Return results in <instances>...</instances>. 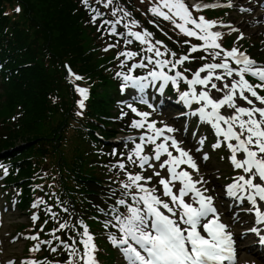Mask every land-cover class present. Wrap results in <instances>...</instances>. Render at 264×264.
<instances>
[{
  "label": "snow or ice",
  "instance_id": "snow-or-ice-1",
  "mask_svg": "<svg viewBox=\"0 0 264 264\" xmlns=\"http://www.w3.org/2000/svg\"><path fill=\"white\" fill-rule=\"evenodd\" d=\"M81 3L89 11L90 23L96 24L98 19H103L104 13L94 7L91 0H81ZM96 3L108 8L113 5L114 0H96ZM150 3L148 11L152 15L169 21L174 29L179 30L185 37L195 38L201 43L192 44L190 40H185L184 43L189 45V51L187 54L178 56L176 52L169 50L163 41L153 42L149 39L152 33L147 30L133 31L134 27L139 26L138 21L132 20L130 25L124 24L127 32L120 33L116 26L131 13L123 8L115 7L111 15L116 17L119 12L122 16L116 20L103 19L98 31L109 26L108 34L120 36L126 44L130 45L138 41L147 46L142 49V52L152 53V55L144 56L140 62L133 64L129 68V73L137 68H148L149 65L159 69L151 70L145 76L118 73L117 75L121 76L124 82L122 91L132 88L144 93L150 86L155 87L156 83L160 82L158 90L162 92L169 83L177 90L181 81L186 83L189 90L181 93L180 99L188 106L193 103L201 105L192 114L198 115L202 122L211 125L214 129L218 139L212 145L213 149L226 147L230 153L229 160L233 169L242 170L244 173L234 177V182L226 186L227 195L240 202L247 200L251 204L247 211L254 212L255 223L264 225V210H262L264 205L260 203L264 202V107H257L252 99L255 98L260 105H264V96L257 92V89L264 90V65L258 64L238 47L224 49L220 43L224 34L219 30H213L227 27L231 32H238V43L245 38L238 28L206 19L204 15H194L209 8H232L235 6L233 0H227L226 4L220 3L219 0L214 3H203V0H150ZM239 10L251 11L250 8L244 7H240ZM16 11L19 12L20 9L17 8ZM117 44H111L109 47L114 48ZM107 50L106 48L105 51ZM200 51L207 55L199 59L207 60L211 56L213 61L218 59L220 62L203 64L189 79L184 72L177 70L178 66L196 59L192 54ZM121 56L126 58L121 63L123 67L127 60L141 56V52L122 51L118 54V58ZM233 64L236 67H233ZM165 68L174 74L169 75L164 71ZM68 71L75 80L83 79L72 73L70 68ZM184 71L187 72L190 69ZM246 74L256 77L260 83L251 84L245 78ZM197 86H201L199 91ZM213 90L221 93V96L214 97ZM76 91L82 97L78 104L83 109L85 100L88 98V89L77 87ZM140 99L147 103L143 96ZM238 100L244 101L250 107L238 104ZM148 106L153 107L150 104ZM127 107L136 116L143 118L134 120L131 126L137 129L146 128L147 131L139 137L141 142L135 143L134 151L127 156L128 162L141 171L134 174L127 171L125 163L121 162L117 165L120 170L125 171L126 181L121 182L124 198L117 200L116 205L127 207L129 214L125 216L118 207H112L114 221L105 222V227L110 225L118 228L121 236L118 238L116 235H110L111 243L121 249L128 264H225V261L235 264L236 241L230 226L221 221V213L214 203V197L206 194L208 189L204 185L208 181L200 175L199 165L191 150L182 147L183 142L178 141L175 136L166 135V133L176 132L177 129L166 124L158 128L157 122L149 121L150 112L138 111L131 104ZM221 109H230L232 112L222 113ZM80 114L82 113H78ZM205 139L198 140L201 147H198L196 151L202 150ZM147 145L154 146L151 154L145 152ZM162 157L166 158L162 159ZM202 159L204 161L209 159L207 153L203 154ZM149 169L152 170V174L146 176L144 173ZM164 171H167V176L162 175ZM4 175H7V168H4ZM153 177L158 178L159 189L155 186L149 187ZM186 197H190L191 202L186 201ZM129 199L132 201L131 204ZM37 206L38 204L33 205V207ZM48 211L51 212V208ZM63 211L67 212L68 209L64 208ZM52 216L53 219L56 218L55 213ZM32 219L35 221L39 217L34 215ZM78 223L82 227V231L78 232L81 237L79 243L83 246V254L79 255V259L83 264H98L95 257L97 251L95 238L83 221ZM69 228L75 231L77 225L68 222L59 223V227L54 229L51 235L60 241L71 257H75L79 253V249L75 247L76 239L70 237L72 244H68L56 236V232ZM249 231L256 233L261 243H264L261 229L253 227ZM29 238L39 240V235ZM40 243L51 245L52 241ZM58 247L59 245L52 247L51 251L56 252ZM39 250L40 244H37L30 251ZM22 264H38V262L33 260L22 262ZM67 264H72V260L67 261Z\"/></svg>",
  "mask_w": 264,
  "mask_h": 264
},
{
  "label": "trees",
  "instance_id": "trees-1",
  "mask_svg": "<svg viewBox=\"0 0 264 264\" xmlns=\"http://www.w3.org/2000/svg\"><path fill=\"white\" fill-rule=\"evenodd\" d=\"M15 4L22 7L21 13L4 16L3 12ZM83 19L85 14L74 0H0V46L3 57L10 58L9 69L17 72L8 82L3 81L0 91V135L6 136L0 138V144L6 155L55 156L66 181L91 197L101 181L88 167L87 159L91 161L93 155L85 154L84 134L71 126L72 95L65 83L63 63L69 62L98 81L89 104V119L100 123L103 116H110L118 97L104 66L109 58L100 56L94 32L83 26ZM15 114L23 116L17 125L9 120ZM92 123L87 127L98 129ZM112 129L103 134L112 138ZM65 146L75 148L73 155ZM24 162L26 168L20 177L31 175L33 164Z\"/></svg>",
  "mask_w": 264,
  "mask_h": 264
},
{
  "label": "rangeland",
  "instance_id": "rangeland-1",
  "mask_svg": "<svg viewBox=\"0 0 264 264\" xmlns=\"http://www.w3.org/2000/svg\"><path fill=\"white\" fill-rule=\"evenodd\" d=\"M133 1H134V5L136 6L137 9L139 8L140 10L144 11L147 8L144 1L143 2H141V0H133ZM254 21L250 20V19L240 21V25L242 26L247 37L250 38L249 40L251 41V43H256L262 38V36H260L262 29L260 27L254 26V25L251 26V22L253 23ZM248 23H250V24H248ZM254 28H256V29H254ZM251 52H253V51H251ZM0 88H1V84H0ZM209 167L212 170H217V169H221L222 165L220 163H218L216 160H212V162L209 164ZM23 220L24 219H20V221H23ZM14 229H15V227L8 225L5 228V232H10V231H13ZM20 249L21 248H20L19 244H16L14 246H7V251H6L7 257H11V256L20 257L21 256V252L19 251ZM243 257L244 258L251 257L250 252H246V250H245V253H243ZM111 258H113L112 255H111Z\"/></svg>",
  "mask_w": 264,
  "mask_h": 264
},
{
  "label": "bare ground",
  "instance_id": "bare-ground-1",
  "mask_svg": "<svg viewBox=\"0 0 264 264\" xmlns=\"http://www.w3.org/2000/svg\"><path fill=\"white\" fill-rule=\"evenodd\" d=\"M19 246H20V248L22 249V245L19 244Z\"/></svg>",
  "mask_w": 264,
  "mask_h": 264
}]
</instances>
